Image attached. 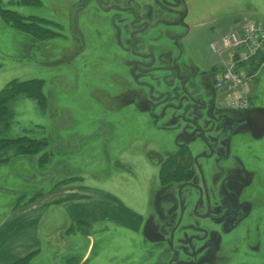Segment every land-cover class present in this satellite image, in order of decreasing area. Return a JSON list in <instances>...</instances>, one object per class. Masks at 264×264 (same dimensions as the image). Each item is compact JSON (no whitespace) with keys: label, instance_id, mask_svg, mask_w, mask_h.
I'll list each match as a JSON object with an SVG mask.
<instances>
[{"label":"rangeland","instance_id":"1","mask_svg":"<svg viewBox=\"0 0 264 264\" xmlns=\"http://www.w3.org/2000/svg\"><path fill=\"white\" fill-rule=\"evenodd\" d=\"M78 1L0 0V94L12 79H41L47 101L43 107L36 96L4 91L0 140L46 139L47 146L27 157L18 155L17 144L0 145V158H7L0 164V220L16 206L35 203L54 194L58 185L80 180L97 197L110 193L118 204L117 219L78 222L67 228L55 225L56 215H49L52 227L42 231L46 243L30 264H153L159 249L165 259L170 255L168 241L158 247L149 234L160 221L155 209L167 187L159 185L161 165L184 141L182 136L188 138L195 130L187 125L180 130L168 126L176 123L185 100L161 101L168 89L163 73L131 72L130 54L118 48L109 29V13L97 12L92 0L77 8ZM140 2L151 4L152 0ZM177 9L183 24L151 29L144 38V51L179 54L181 63L196 66L198 76L214 75L229 66L230 56L214 53L211 41L247 20L264 23V0H180ZM160 15L167 23H177V14ZM263 64L250 108L247 96L246 109L227 107L226 90L214 87L216 105L226 109L229 119L243 121L234 132L232 154L226 159L205 156L201 139H185L190 148H182L177 159L184 164L191 160L194 170H202L217 204L225 199L222 185L229 178L243 206L242 219L226 230L211 224L217 238L208 264H264ZM248 77L237 87L248 85ZM171 103L180 104L179 110ZM149 104L157 107L151 112ZM152 115L159 117L156 124ZM186 117H191L190 109ZM218 131L211 136L215 138ZM43 152L47 162L38 166L37 157ZM193 195H186L187 203ZM163 206L165 213L174 212L168 203ZM58 213L67 215L60 206ZM126 214L134 220L140 215L137 230L123 223ZM183 222L190 223L191 218ZM186 234L187 230L181 231L179 236Z\"/></svg>","mask_w":264,"mask_h":264},{"label":"flooded vegetation","instance_id":"2","mask_svg":"<svg viewBox=\"0 0 264 264\" xmlns=\"http://www.w3.org/2000/svg\"><path fill=\"white\" fill-rule=\"evenodd\" d=\"M88 1L91 0H79L76 7L83 8ZM92 1L97 12L109 13V29L112 30L118 48L126 52V55L129 53L134 57L133 60L130 55V58L128 57L133 64L130 63L131 72L134 70L139 74L162 72L161 79L168 89L162 92L161 101L169 103L171 100L178 102L185 100L181 112L177 115L176 123L168 126L181 129L182 125H187L190 129L195 130V133L192 136L187 135L188 138L182 136L184 141L179 147L182 145L189 147L188 142L201 139L206 148L203 153L205 156L215 155L217 159L228 158L233 150L234 132L243 121L229 119L224 113L226 109L216 105L218 99L213 84L214 75L209 73L198 76L196 66L192 63L189 65L181 63L179 54L174 56L165 51L155 54L150 50L144 51V38L151 29H156L160 24L169 27L183 24V14L177 9L180 0H152L151 4L140 2V0ZM162 12L177 14V23L165 22L164 17L160 15ZM179 52H181L180 49ZM124 60L128 61L127 57ZM203 77L205 79L201 80ZM208 78L211 80L210 82ZM155 103H159V100H155ZM171 105L179 110L180 104L174 106L171 103ZM149 107L150 110H153L157 106L149 104ZM188 109L191 111L190 118L186 117ZM152 116L156 120V122L154 121L156 124L159 117L158 115ZM216 130L218 132L213 138L211 135ZM228 134H231L230 140H228ZM185 139L189 141L186 142ZM197 158L198 156L193 158L194 164ZM222 173L225 175V172ZM204 177L202 170L199 171L198 168H195L194 174L189 180L159 183L160 186H167L166 190H162L161 195H158L160 198L155 209L157 220L160 221L157 222L158 224L156 223V228L151 231L148 229L153 242L158 247H163L164 243L168 241L170 255L165 259L162 248L159 249V254L154 255L153 264H195L211 248L207 259L201 263L208 264L214 250L213 241L217 238V233L211 230V224L220 226L223 231L230 224L234 225L242 219L243 206L240 203L238 191L231 187V180L226 178L223 182L222 195L225 199L217 204L214 200V190ZM186 188L187 190H185ZM191 193L194 194L193 201L187 203L185 197ZM165 203H168L174 212L165 213L163 211ZM185 218H191V222H183ZM200 221H204L203 226L199 225ZM205 221L208 222V225ZM186 230L189 234L183 235V237L179 236L181 231L185 233Z\"/></svg>","mask_w":264,"mask_h":264},{"label":"crops","instance_id":"3","mask_svg":"<svg viewBox=\"0 0 264 264\" xmlns=\"http://www.w3.org/2000/svg\"><path fill=\"white\" fill-rule=\"evenodd\" d=\"M263 60L264 52L260 51L246 62L237 64L245 71L246 75L250 76L251 82L248 85L244 83V85L242 84V86L229 92L226 91V95L229 97L236 95L247 96L250 108L251 97L257 95L258 92L255 83L260 73L259 71H261L259 66L263 64ZM31 160V163L34 162L32 158ZM77 181L80 180H76L72 184L65 182L58 185L59 187L56 186L60 188L57 190L58 192L56 191L54 194L35 203H29L21 208L18 207L19 205L14 207L12 211L0 220V228L3 225V229L0 230V264H12L33 252V257L38 254L42 245L46 243L45 239H43L44 234L42 231L45 226L53 224L49 215L51 217L54 214L56 215L55 220L57 221L55 225L62 227L65 224L67 228L71 224L78 222L90 224L103 219H117L115 214H117L116 206L118 204L110 193L104 194L103 197H97L92 187L81 183L83 181ZM58 196H61V198L56 200ZM19 197H21V194ZM59 206L62 207V211L67 212V217L65 215L64 217L60 216L58 213ZM103 211L107 212L106 216H102ZM112 211L113 215H111ZM68 216L70 220H68ZM126 216L127 219H124L123 223L129 224V226L127 225L128 227L137 230V222H139L138 217L140 215L136 217V220L129 214H126ZM67 224L69 225L67 226ZM7 227L6 232H3ZM30 261L28 264H30Z\"/></svg>","mask_w":264,"mask_h":264},{"label":"built area","instance_id":"4","mask_svg":"<svg viewBox=\"0 0 264 264\" xmlns=\"http://www.w3.org/2000/svg\"><path fill=\"white\" fill-rule=\"evenodd\" d=\"M210 49L217 54L230 56L229 66L214 74V87L231 91L249 77L239 72L235 65L246 62L264 50V23L247 20L242 25L229 29L218 40L209 43ZM226 106L233 109H246L247 98L243 95L225 97Z\"/></svg>","mask_w":264,"mask_h":264},{"label":"trees","instance_id":"5","mask_svg":"<svg viewBox=\"0 0 264 264\" xmlns=\"http://www.w3.org/2000/svg\"><path fill=\"white\" fill-rule=\"evenodd\" d=\"M7 85H8L7 88L1 90L2 94H0V110L4 109V106L2 105V103H4L5 100V98L3 99L4 91H8V90L9 92H11V95L24 93L29 96H36L37 98H39V102L43 105V107L47 104L46 98L44 97L42 91L43 80L41 79H29V80L12 79ZM3 112H5V109L3 110ZM44 140L45 141H40L37 139H25V137H17L13 139H2L0 140V145L5 146L10 143L17 144L19 149L18 150L19 155H26L27 157H31V156H35V154L40 153L44 148H46L47 140L46 139ZM184 147L187 146L182 145L175 152L165 157L166 159L161 165L160 174H159L160 184H166L169 182H181V181L189 180L193 176L194 169L191 167L192 166L191 160L189 159L190 163L185 162V164L180 162V160H177L181 155L180 154L181 149ZM47 159H48L47 152H43L40 156L37 157L38 166H41L43 162L44 163L47 162ZM6 160L7 158L6 159L3 157L0 158V164L5 162ZM33 254L34 252L26 255L23 258L16 260L12 264H28L29 261L32 259Z\"/></svg>","mask_w":264,"mask_h":264},{"label":"water","instance_id":"6","mask_svg":"<svg viewBox=\"0 0 264 264\" xmlns=\"http://www.w3.org/2000/svg\"><path fill=\"white\" fill-rule=\"evenodd\" d=\"M230 136H231V134H228L227 135L228 140H230ZM198 170L200 171L199 167H198ZM210 250H211V248H210ZM210 250H209V252L203 258L199 259L195 264H201V263H203L207 259L208 255L210 254Z\"/></svg>","mask_w":264,"mask_h":264}]
</instances>
